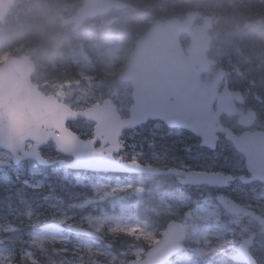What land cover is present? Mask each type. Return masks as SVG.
Instances as JSON below:
<instances>
[{"label": "rangeland", "instance_id": "obj_1", "mask_svg": "<svg viewBox=\"0 0 264 264\" xmlns=\"http://www.w3.org/2000/svg\"><path fill=\"white\" fill-rule=\"evenodd\" d=\"M39 1L17 0L15 5L24 6L26 3L30 7H37L39 4H44L43 1L37 3ZM69 1L55 0L47 4L50 9L48 18L50 17L53 23L50 27L45 29L43 27L41 30L36 23L39 18L38 11L28 10L31 13L24 16L30 19L27 28L16 31L17 36L33 34L37 40L53 44L55 38L59 37L57 32L59 29L67 39L53 53L44 50L41 55L39 52L41 48L38 46L24 53L40 61L46 60V56L69 58L67 67H61L63 68L61 77H54V81L45 84H54L56 88H63L62 99L71 107L83 109L104 99H111L117 105L118 113L126 115L131 104V90L128 83L116 81L117 74L124 67L121 65L125 64L126 57L125 45L121 37L127 38L128 42L132 43L145 31L146 25L152 19H164L172 12L183 9L182 2L181 0H155L148 5L150 9L145 8V0H140L134 12L123 11L118 14H109L101 17L100 21H89L81 29L73 30L71 27L63 28L60 25V19L72 15L79 6ZM226 1L213 0L202 6L197 3L192 6L215 11L224 4L223 10H225L226 5L229 4ZM249 30L245 35H239V42L232 43L231 47L238 51L243 48L263 50L264 28H261L262 34ZM36 33L40 35L36 36ZM25 40L27 43H34L27 37ZM218 44L228 45L225 40ZM226 49L229 50L230 47L222 46V50L216 52V56L223 62L229 63L232 61L227 59ZM235 60L236 63L240 62L237 57ZM69 77L73 80L70 84L67 83ZM87 82L90 84L88 85ZM149 125V127L125 134L122 141L126 144L127 150L120 154L121 158L159 164L158 160L165 158L166 162L181 163L197 171L241 172L244 169L243 159L222 158L216 153L201 149L197 142L185 133L164 131L162 126L156 123ZM72 128L83 138L92 136L93 125L87 121L80 120L73 123ZM42 152L47 159L56 163L58 157L52 145H48ZM0 158L8 160L9 156L0 151ZM7 173L0 169V264L13 262L20 264H126L130 260L142 259L146 248L154 244L146 245V241H155L161 231L162 226L158 221L151 222L147 217L141 216L145 207L140 208L138 204L136 214L140 213V216L138 215L140 222L135 218L134 221L128 218L130 202L125 196H118L122 191H128L129 195L135 193L138 197L141 196L142 182L124 181L121 177L115 179L114 176L97 177L81 172L68 173L59 170L56 164L48 170L31 168L25 164L9 173L18 182L24 180L26 188L29 189L30 198L19 196L15 199L17 196L9 193L13 185L11 179L6 177ZM38 178L44 182L30 184L31 180ZM61 185V191L67 187L72 194L68 207L62 210H60L58 199L55 198L57 206L50 201L51 196L54 198L53 188H59ZM174 185L175 182L171 180L168 186ZM154 186L158 185L154 184ZM186 189L188 199L176 204L178 207L166 204L159 197L155 198L154 205L148 207L158 220H165L162 224L181 216V221L186 228L187 244L184 251L170 264H202V260L208 256L211 260L214 258L215 264H221L223 259L227 260L228 255L237 251L241 238L258 230L251 219L241 217L222 219L220 207L215 201L217 196L215 189L208 187ZM181 192H184V189ZM263 192L261 188H244V186L236 185L227 191V195L232 199H238L241 203H248L251 199L255 206L261 208L264 206ZM173 193L175 194L174 191ZM85 200H91L92 205L83 208L82 204ZM44 206L56 208L57 213L61 214L56 221L65 227L63 232L53 229L39 230L38 227L48 221ZM126 208H128L127 211ZM186 210L191 211V220L183 217V212ZM262 211L264 215V209ZM155 225L156 227L159 225L157 229ZM76 227H87L101 234L105 242L101 244L68 232L69 229L73 231ZM113 233L118 235L110 236ZM253 253L258 261L264 264V237L258 240ZM217 256L222 257L219 259Z\"/></svg>", "mask_w": 264, "mask_h": 264}, {"label": "water", "instance_id": "obj_2", "mask_svg": "<svg viewBox=\"0 0 264 264\" xmlns=\"http://www.w3.org/2000/svg\"><path fill=\"white\" fill-rule=\"evenodd\" d=\"M14 1L0 0V22ZM126 7L116 0H83L75 15L63 20L62 25L73 24L78 28L89 17L106 13L112 8L122 10ZM195 19L196 14H187L186 21H155L145 36L136 42L127 67L118 77L120 81L132 82L133 106L126 119L117 115L115 106L109 101L93 105L85 111L74 112L51 97H43L30 83L33 73L30 60L24 56L21 59L9 57L0 66V148L10 152L15 162L19 160L17 153L22 152L25 159L47 166L48 162L41 157L38 149L52 140L57 153L72 158L71 162L59 161L61 167L100 173L159 174L162 171L136 162H119L113 156L122 149L119 139L123 130L153 119L161 120L168 127L191 132L201 139L202 146L214 150L215 134L220 130L216 127L219 116L233 113L232 98L239 93L224 90L221 95H217L221 73L214 74L211 81L200 80L201 73L208 71L212 64L206 55L210 42L207 31L211 28L212 19L205 17L202 25L192 29ZM182 34L189 38L187 55L179 42ZM217 98V112H214L213 104ZM78 116L96 124L93 139L80 140L65 127L68 121H75ZM227 138L246 154V168L252 175L247 181L258 180L264 183V153L256 149L255 141L258 138H235L230 134H227ZM27 141L34 145L25 152L24 144ZM97 142L100 143L99 147L94 146ZM5 164L0 161V166ZM164 173L183 177L179 179L183 185L221 188L232 181L230 176L218 173L180 172L172 169ZM216 201L229 214H253V211L222 196ZM185 216L190 218V211ZM253 217L264 226V219ZM46 227L61 229L58 224ZM76 231L101 239L98 234L86 229ZM184 240L182 225L171 222L166 226L160 241L146 252L142 260H132L127 264H166L183 249L180 244ZM247 248L248 242L239 247L236 261L249 262L246 260Z\"/></svg>", "mask_w": 264, "mask_h": 264}, {"label": "flooded vegetation", "instance_id": "obj_3", "mask_svg": "<svg viewBox=\"0 0 264 264\" xmlns=\"http://www.w3.org/2000/svg\"><path fill=\"white\" fill-rule=\"evenodd\" d=\"M238 4L242 5L243 11H239L241 13L237 14L235 13V10H230L229 14V22L236 21L238 24L236 25V30H239L238 32L234 33L232 38H226L224 37L221 32L223 29H219V35L221 36L222 40H225L228 45H220L218 44L221 40L220 38L217 41H213L212 47L210 49V58L215 62L214 67L211 68V71L207 76L212 75L217 71V69H222L224 71V79L222 84L220 85V89H223L224 85L226 84L228 88L231 91H238L242 94V102L237 103V109L238 113L237 115H233L231 117L227 116H221L220 118V124L223 128L229 130L232 134L236 136H240L242 134L248 133L249 135L252 134H263L264 135V84H261L258 81V76L255 75L256 81H246L245 77L246 75H242L241 78L238 77L239 72L235 71V74H232L231 70L233 67H235L236 63V57L239 59V61H242L245 57V52L242 50L238 51L237 56L234 58H229L228 56L231 55V51L233 47H231L232 43L236 44L239 42L238 36L239 35H245L249 31L255 32V33H261V28H264V0H238ZM250 36V35H249ZM221 40V41H222ZM219 41V42H218ZM248 42V41H247ZM222 46L225 48L230 47L229 50H225V55L227 56L228 60H231L232 62H223L221 58H218L216 56V52H220L222 50ZM35 61L37 63V70L35 72V75L33 77V82L39 87V90L45 94V95H52L58 99L63 98V89L62 88H56L53 85H47L45 83H49L50 81H53V77L46 71L45 69L42 70L41 64L42 62L35 58ZM234 62V63H233ZM55 73V71H52ZM43 77V78H42ZM45 79V80H44ZM50 82V83H51ZM246 84H249V88L246 86ZM164 131H168V129L161 125ZM264 147V138H262L260 142ZM215 153L220 155L222 158H234V159H243L244 156L236 149V147L232 144L231 141L227 140L224 134H218L217 144H216V150ZM58 157V156H57ZM9 160V159H8ZM146 164L150 165L151 167L160 166L159 169H167L166 163L159 164L157 162H147L144 161ZM54 163V162H53ZM52 163V164H53ZM176 168L179 169H187L183 165L175 164ZM21 168V166H9L6 168H3L6 172H12L16 169ZM52 168L51 167H48ZM222 173L225 174H232L235 177L234 182L225 189L219 191L216 190L217 193H222L223 195L227 196V191L232 189L236 185L244 186V188H252L255 187L256 189H263L264 185L260 183H246V179L249 177V174L244 169L241 172H230V171H224ZM119 177L123 178L124 180H132L136 182H142V185L144 188L154 191L156 186L158 185V189H162L161 195H164L165 200L169 201V191L170 186L169 182L173 179L175 182H177V178L170 175H136V176H117L114 175L115 179H118ZM242 177L245 180L240 179ZM167 184V185H166ZM159 186H162L160 188ZM159 193V192H158ZM160 194V193H159ZM264 194V192H263ZM262 195V194H261ZM260 195V196H261ZM147 194L142 192L140 198H135L134 200L139 199H147ZM19 197H15V199H18ZM69 200V197H68ZM238 202H240L237 199ZM241 203V202H240ZM244 206L250 207L254 210L255 213L260 214L264 217V215L261 213L263 212L262 209H264V206L259 208L253 204V200L249 199L248 203H241ZM56 206V204H54ZM44 211L46 215L47 222H54L56 221L58 216H61L60 213H57L56 208H48L47 206H44ZM56 211V213H55ZM48 214V215H47ZM256 224V222H254ZM69 233H72V231L69 229ZM254 237L253 239V247L251 248V254L254 256V258L258 261L255 253H253V250L258 243V240L262 237H264V229L259 231H253L246 235ZM242 239V238H241ZM240 239V240H241ZM235 253V252H234ZM233 253V254H234ZM231 263V259L229 258L226 262V264ZM259 263V261H258ZM260 264V263H259Z\"/></svg>", "mask_w": 264, "mask_h": 264}, {"label": "bare ground", "instance_id": "obj_4", "mask_svg": "<svg viewBox=\"0 0 264 264\" xmlns=\"http://www.w3.org/2000/svg\"><path fill=\"white\" fill-rule=\"evenodd\" d=\"M44 2V4H39L37 7H30L29 4L27 5L26 3L24 4V7H20L18 9V15L16 17L15 20H17L10 28L11 31L14 32L16 34V31H19V25L23 24V23H27L29 22V18H24V16L26 14H30L31 12L28 10H35L38 11L39 13V18L37 19L36 23L38 25V28L41 30L43 27L48 28L50 27L52 20L49 17L48 18V13H49V5L47 4H51L53 1L55 0H40L37 3H41ZM69 3H75L76 6L79 5V1L78 0H70ZM235 13L240 14L241 13L239 11H243L241 10V6L239 4H237L235 6ZM225 19L228 20V16L224 15ZM24 20V21H22ZM227 20H225L223 22V31L221 32V34L226 37V38H232L234 33L236 32V25L238 24V22L236 21H232V22H228ZM40 21V22H38ZM23 28H26V26ZM43 29V30H44ZM44 32V31H43ZM58 38H55V42L53 44H47L45 42H42L40 40H37L36 38H31V40H33V42L40 47L41 49L39 50L40 54L43 55L44 50H46L47 52L53 53L56 50L59 49V46L66 41L67 37L65 36V34L60 31L59 29H57ZM220 34V33H219ZM33 35V34H32ZM36 36H39V33L35 34ZM42 39V38H41ZM57 39V40H56ZM233 49L231 51V55H229V58H234L237 56L238 50ZM242 50V49H241ZM235 51V52H234ZM243 51L245 52V57L242 61H240L239 63H236V66L232 68L231 72L232 74H235V71L239 72L238 77L241 75H246L245 79H256L255 75L258 76V80L261 81V84H264V49L263 50H259V49H254V48H243ZM234 52V53H233ZM171 222H176V223H181V216L179 218H175L173 219ZM171 222H166L164 225H162L161 227V231H165L166 226L171 223Z\"/></svg>", "mask_w": 264, "mask_h": 264}, {"label": "trees", "instance_id": "obj_5", "mask_svg": "<svg viewBox=\"0 0 264 264\" xmlns=\"http://www.w3.org/2000/svg\"><path fill=\"white\" fill-rule=\"evenodd\" d=\"M122 1L127 2L131 5H137V2L140 0H122ZM145 1L151 4L155 0H145ZM20 7H24V6L15 5L12 11L9 13L7 18L5 19V21L3 22V24H0V61L8 55H16V54L24 53L25 50H27V46L30 45V43H27V40L24 41V39H26V37L28 39L34 38L33 35L25 36V34L17 36L14 32L11 31L10 27L17 21L15 19L18 15L17 13ZM229 10L230 9L227 8L226 10H221V12L223 13V15H227ZM187 11L188 10H179L178 12H172L170 16L179 17L185 14ZM23 25L24 27L26 26L27 28L28 22L20 24L19 30L23 29ZM55 62L57 63L58 61H55ZM53 64L54 62H51V65ZM57 67H55L54 69H57ZM171 198L175 199L176 198L175 194H171ZM178 198L185 200L187 196L184 198L183 194H180L178 195ZM117 235L118 234L116 233L110 234V236H113V237Z\"/></svg>", "mask_w": 264, "mask_h": 264}]
</instances>
